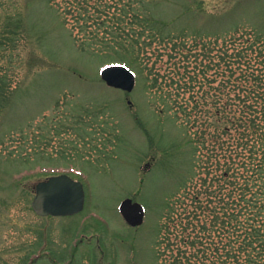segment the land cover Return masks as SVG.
Segmentation results:
<instances>
[{"label": "rangeland", "instance_id": "rangeland-1", "mask_svg": "<svg viewBox=\"0 0 264 264\" xmlns=\"http://www.w3.org/2000/svg\"><path fill=\"white\" fill-rule=\"evenodd\" d=\"M263 43L264 0H0V264H213L212 54ZM114 62L132 93L102 82ZM62 172L84 211L39 217Z\"/></svg>", "mask_w": 264, "mask_h": 264}, {"label": "trees", "instance_id": "trees-1", "mask_svg": "<svg viewBox=\"0 0 264 264\" xmlns=\"http://www.w3.org/2000/svg\"><path fill=\"white\" fill-rule=\"evenodd\" d=\"M231 48L212 54L213 264H264V55Z\"/></svg>", "mask_w": 264, "mask_h": 264}, {"label": "water", "instance_id": "water-1", "mask_svg": "<svg viewBox=\"0 0 264 264\" xmlns=\"http://www.w3.org/2000/svg\"><path fill=\"white\" fill-rule=\"evenodd\" d=\"M102 78L114 88L131 92L135 87V76L126 67L111 66L102 71ZM85 193L81 183L68 176L52 177L37 186L34 199L35 211L44 216H67L84 208ZM121 213L131 226L141 225L144 221V208L132 200H126L120 207Z\"/></svg>", "mask_w": 264, "mask_h": 264}, {"label": "flooded vegetation", "instance_id": "flooded-vegetation-1", "mask_svg": "<svg viewBox=\"0 0 264 264\" xmlns=\"http://www.w3.org/2000/svg\"><path fill=\"white\" fill-rule=\"evenodd\" d=\"M82 213V212H81ZM78 215V214H77ZM80 215V213H79ZM39 216V215H38ZM75 216V215H74ZM41 217V216H39ZM43 218H52V219H60V218H67V217H53V216H47V217H43ZM68 218H71V216H69ZM87 238L85 237V235H82L80 238V242H82L83 240H86ZM40 256V255H39ZM72 262V261H71Z\"/></svg>", "mask_w": 264, "mask_h": 264}]
</instances>
